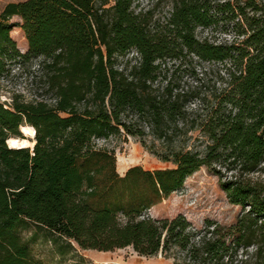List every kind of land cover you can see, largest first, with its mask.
<instances>
[{"label":"trees","instance_id":"16d2710c","mask_svg":"<svg viewBox=\"0 0 264 264\" xmlns=\"http://www.w3.org/2000/svg\"><path fill=\"white\" fill-rule=\"evenodd\" d=\"M137 2L22 0L0 12V77L39 57L53 100L0 99V264H42L17 231L25 220L81 249H178L219 264L254 248L250 261L264 264V181L253 177L264 172V0H172L163 20ZM221 21L228 39L196 36ZM131 50L135 62L119 61ZM186 55L219 65L212 94L160 79L164 60ZM22 125L34 130L31 149L7 144ZM189 133L203 149L176 143ZM121 134L173 167L119 175L114 151L95 141ZM201 167L242 208L234 224L207 222L200 234L181 214L144 216Z\"/></svg>","mask_w":264,"mask_h":264},{"label":"rangeland","instance_id":"374dc122","mask_svg":"<svg viewBox=\"0 0 264 264\" xmlns=\"http://www.w3.org/2000/svg\"><path fill=\"white\" fill-rule=\"evenodd\" d=\"M13 1L22 0H0V12L6 3ZM171 7L172 0H138L135 5L137 10H152L154 17L160 20L169 15ZM13 21L20 22L16 17ZM227 28V22L221 21L211 27H197L195 34L198 38L207 37L219 42L225 38L228 39L229 36L223 32V29ZM10 34L18 48L22 52L26 51L27 44L21 29L13 27ZM137 57V53L131 50L123 58H119V61L129 59L135 62ZM40 61L41 58L35 57L10 66L9 71L0 77L1 101H6L8 104L12 95H19L26 101L40 99L53 101L52 94L46 91L41 77ZM218 70L219 65L216 63L186 55L179 59L164 60L160 79H171L183 89L196 88L201 96H205L212 94L215 87L219 86ZM24 139L30 142L28 147L31 149L34 143L33 137L24 136ZM180 139H185L187 146L203 149V140L196 138L195 133L190 138L181 135L176 143ZM95 142L100 147L114 151L116 170L119 175H123L129 167L135 165L146 170L173 167L172 163L161 161L146 150L138 138L130 135L121 134L107 139L101 138ZM253 177L264 181V172H257ZM219 181L217 176L201 167L187 176L178 189L149 208L144 216L171 219L181 214L195 229L200 230V234L204 233L207 222H215L224 226L232 225L242 212V208L228 201L225 192L219 186ZM17 231L23 239L28 241L32 256L42 264H173L174 261L178 264H204L189 259L183 251L178 249H173L167 255L159 252L152 256L139 255L131 246L113 251L81 249L76 244H69L47 229L27 220L18 224ZM253 249L249 248L247 255H245V250L239 249L230 260L219 264H252L250 258ZM244 259L248 261L244 262Z\"/></svg>","mask_w":264,"mask_h":264},{"label":"bare ground","instance_id":"6f19581e","mask_svg":"<svg viewBox=\"0 0 264 264\" xmlns=\"http://www.w3.org/2000/svg\"><path fill=\"white\" fill-rule=\"evenodd\" d=\"M22 132L28 137H34V130L30 126H20ZM9 147H28L30 142L25 139L11 137L6 140ZM32 145V144H31ZM120 163H123L120 161Z\"/></svg>","mask_w":264,"mask_h":264},{"label":"water","instance_id":"95a60500","mask_svg":"<svg viewBox=\"0 0 264 264\" xmlns=\"http://www.w3.org/2000/svg\"><path fill=\"white\" fill-rule=\"evenodd\" d=\"M20 131H21V130H20ZM21 133H22V131H21ZM22 135H23V137H22V138H19V139H24V136H26V135L23 134V133H22ZM7 144H8V143H7ZM33 145H34V143H33ZM33 145H32V147H33ZM32 147H31V148H32Z\"/></svg>","mask_w":264,"mask_h":264}]
</instances>
